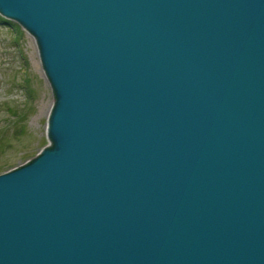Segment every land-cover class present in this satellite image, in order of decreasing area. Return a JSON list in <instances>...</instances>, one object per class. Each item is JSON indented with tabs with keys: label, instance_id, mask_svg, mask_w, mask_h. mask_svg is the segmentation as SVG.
<instances>
[{
	"label": "water",
	"instance_id": "obj_1",
	"mask_svg": "<svg viewBox=\"0 0 264 264\" xmlns=\"http://www.w3.org/2000/svg\"><path fill=\"white\" fill-rule=\"evenodd\" d=\"M34 35L49 143L0 172V264H264V0H0Z\"/></svg>",
	"mask_w": 264,
	"mask_h": 264
},
{
	"label": "rangeland",
	"instance_id": "obj_2",
	"mask_svg": "<svg viewBox=\"0 0 264 264\" xmlns=\"http://www.w3.org/2000/svg\"><path fill=\"white\" fill-rule=\"evenodd\" d=\"M32 38L0 13V172L28 161L49 143L53 93Z\"/></svg>",
	"mask_w": 264,
	"mask_h": 264
},
{
	"label": "bare ground",
	"instance_id": "obj_3",
	"mask_svg": "<svg viewBox=\"0 0 264 264\" xmlns=\"http://www.w3.org/2000/svg\"><path fill=\"white\" fill-rule=\"evenodd\" d=\"M29 32V31H28ZM29 34H31L30 32H29ZM31 36L34 38V40H35V37H34V35L33 34H31ZM32 38V39H33ZM35 42H36V40H35ZM36 44V46H37V43H35ZM38 48V47H37Z\"/></svg>",
	"mask_w": 264,
	"mask_h": 264
}]
</instances>
